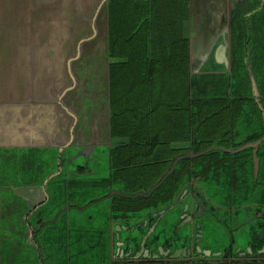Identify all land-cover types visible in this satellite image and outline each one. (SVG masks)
<instances>
[{
	"label": "flooded vegetation",
	"instance_id": "obj_1",
	"mask_svg": "<svg viewBox=\"0 0 264 264\" xmlns=\"http://www.w3.org/2000/svg\"><path fill=\"white\" fill-rule=\"evenodd\" d=\"M256 3L233 15L230 67L192 72L190 0L117 2L113 134L128 141L113 150L109 175L63 168L28 207L40 264H264V0ZM3 243L0 264H27Z\"/></svg>",
	"mask_w": 264,
	"mask_h": 264
},
{
	"label": "water",
	"instance_id": "obj_2",
	"mask_svg": "<svg viewBox=\"0 0 264 264\" xmlns=\"http://www.w3.org/2000/svg\"><path fill=\"white\" fill-rule=\"evenodd\" d=\"M111 1L0 0V249L4 240L14 244L27 264H40L26 216L37 201L32 192L47 194L64 159L74 170L105 165L110 173L113 149L128 141L112 131L111 63L120 58ZM256 5L190 0L192 72L230 67L233 15Z\"/></svg>",
	"mask_w": 264,
	"mask_h": 264
},
{
	"label": "rangeland",
	"instance_id": "obj_3",
	"mask_svg": "<svg viewBox=\"0 0 264 264\" xmlns=\"http://www.w3.org/2000/svg\"><path fill=\"white\" fill-rule=\"evenodd\" d=\"M76 162H73V160H70V159H64L63 160V162H61V166L62 167H64L65 169L66 168H70V169H73L74 170V164H75ZM73 170H69L70 171V173H69V175L71 176L72 174H71V171H73ZM109 174V172H108V170H107V168H105V165L103 166V167H100V168H96V167H91V170H89V171H85L83 174H81L82 175V177H104V176H107ZM34 193V198L36 197L37 198V200H39V199H41V198H43V196L45 195V194H43L42 195V193L41 192H39L38 193V191L37 190H34V192H32V194ZM31 194V195H32ZM84 217V216H83ZM81 218V219H84V218ZM85 220V219H84Z\"/></svg>",
	"mask_w": 264,
	"mask_h": 264
},
{
	"label": "trees",
	"instance_id": "obj_4",
	"mask_svg": "<svg viewBox=\"0 0 264 264\" xmlns=\"http://www.w3.org/2000/svg\"><path fill=\"white\" fill-rule=\"evenodd\" d=\"M119 0H112L111 3H110V24H112V21L113 22H116L117 19L119 18L118 14H117V2ZM114 2V3H113ZM116 2V3H115ZM114 9V10H113ZM112 26V25H111ZM110 37L112 38V32L110 31ZM115 56V55H113ZM119 58V57H118ZM121 60V59H120ZM119 60V61H120ZM119 61H115V62H112L111 63V86H112V105H113V109H114V114H113V117H112V125H113V118H114V115L116 113V106H115V100H114V90H113V67H117L118 65H121L122 63H120ZM117 62V63H116ZM119 70H121V68H117ZM112 131H113V127H112ZM124 145V144H123ZM119 146H122L119 145ZM119 146L115 147V148H118ZM115 148L113 150H115ZM113 153V151H112ZM113 159V158H112Z\"/></svg>",
	"mask_w": 264,
	"mask_h": 264
}]
</instances>
